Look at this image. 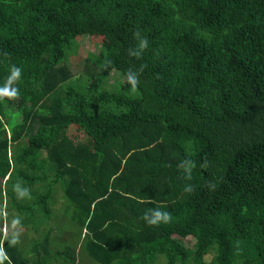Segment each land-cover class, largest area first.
Here are the masks:
<instances>
[{
    "label": "trees",
    "instance_id": "trees-1",
    "mask_svg": "<svg viewBox=\"0 0 264 264\" xmlns=\"http://www.w3.org/2000/svg\"><path fill=\"white\" fill-rule=\"evenodd\" d=\"M85 33L107 41L73 72L64 59ZM141 64L132 93L126 72ZM11 65L0 221L15 211L43 227L28 248L0 231V264H77V248L98 264H264V0H0V88ZM54 189L66 203L52 225ZM156 207L170 223H145ZM64 219L74 242L53 231Z\"/></svg>",
    "mask_w": 264,
    "mask_h": 264
},
{
    "label": "rangeland",
    "instance_id": "rangeland-1",
    "mask_svg": "<svg viewBox=\"0 0 264 264\" xmlns=\"http://www.w3.org/2000/svg\"><path fill=\"white\" fill-rule=\"evenodd\" d=\"M74 40L77 43V50L74 51L73 53L67 54L64 61L68 65H70L73 72H78V71L80 72L85 62V56L88 55L90 52L97 53L102 48L103 44L107 41V37L101 33H85V34L75 35ZM107 81L114 82V79L108 76ZM79 129H80L79 127L76 129L78 131V137H83ZM4 174L5 173H3V175ZM56 184L58 183H55L53 185V188L55 187ZM53 191L54 193L51 198V209H53V211L51 214L52 218L50 222L52 223V225L55 224L53 223L54 220H59L60 218H62L61 215H56L55 212L58 211L63 212L64 211L63 205H65L66 203V198L61 194L60 190L54 189ZM2 215L3 217L2 220L0 221L1 235L4 233V231L6 232L7 230H11L12 232L18 233L20 237L21 245H23L26 248L29 247L30 239L32 237L36 238L41 234L40 229L43 227V224H40L38 227L31 226V224L32 225L35 224V221L32 220H31V224L28 221H27L28 223L24 225L18 224L16 221L20 217V214L17 215L15 211L12 212L10 215L4 213ZM72 227H74V224L64 219V224L62 225L59 222H57L56 225L54 226L55 230L53 231L55 234L58 235L57 239H67L68 241L74 242L72 239L67 237L70 236L67 233V230ZM181 239L183 240L184 244H186L187 246L189 247L192 246V242L194 239L191 235H186ZM50 244H62V242H59L57 240L56 243L51 242ZM75 252L79 256V262L77 264H98L90 256H88L85 250H83L82 248L80 250H78L77 248ZM205 258L208 259L209 255H206ZM161 263H162L161 259L157 260V264H161Z\"/></svg>",
    "mask_w": 264,
    "mask_h": 264
},
{
    "label": "clouds",
    "instance_id": "clouds-1",
    "mask_svg": "<svg viewBox=\"0 0 264 264\" xmlns=\"http://www.w3.org/2000/svg\"><path fill=\"white\" fill-rule=\"evenodd\" d=\"M134 39L137 40V45L135 48H129L128 55L137 60L143 57L145 50L148 48V40L146 37L141 36L139 30L133 33ZM110 61L105 62V67L110 64ZM146 65L141 64L137 69L129 68L126 72V82L130 85V91L135 93L138 91V85L140 83V74L143 72ZM22 76V69L17 67L16 65H11L10 67V75L6 81V85L0 88V100L3 99H18L19 98V89L17 87H13L15 83L19 81ZM205 161V165H206ZM205 165H202L205 166ZM195 162L190 159H185L179 164V168L183 170L184 179L191 180L192 172L195 168ZM13 191L16 193L18 199H24L26 197H30V190L26 187H22L21 184L17 183L13 185ZM184 191L191 194L194 191V186L191 184H187L184 187ZM142 219L149 226H159L160 224H167L171 222V213L167 211L161 210L160 207H156L153 209L147 210Z\"/></svg>",
    "mask_w": 264,
    "mask_h": 264
}]
</instances>
